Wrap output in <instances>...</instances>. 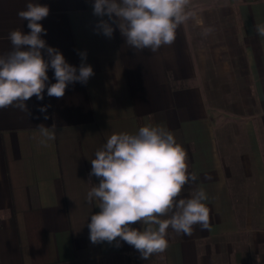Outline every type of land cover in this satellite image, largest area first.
Listing matches in <instances>:
<instances>
[{
  "label": "crops",
  "instance_id": "crops-1",
  "mask_svg": "<svg viewBox=\"0 0 264 264\" xmlns=\"http://www.w3.org/2000/svg\"><path fill=\"white\" fill-rule=\"evenodd\" d=\"M27 2L0 0V54L11 50L9 31L30 32L17 16ZM33 2L50 8L40 21L47 44L77 68V52L86 51L95 75L68 85L63 98L33 96L30 117L0 109V264H83L136 252L90 242L87 224L99 208L85 197L99 183L89 177L95 151L111 134L145 125L165 127L185 149L198 179L181 195L202 187L209 197L210 229H169L165 264H264V37L253 27L264 23V0L195 6L201 25L188 21L156 53L135 52L118 28L111 39L96 34L93 0ZM208 26L214 32L205 37ZM43 105H51L47 120ZM40 124L54 140L40 143Z\"/></svg>",
  "mask_w": 264,
  "mask_h": 264
},
{
  "label": "clouds",
  "instance_id": "clouds-1",
  "mask_svg": "<svg viewBox=\"0 0 264 264\" xmlns=\"http://www.w3.org/2000/svg\"><path fill=\"white\" fill-rule=\"evenodd\" d=\"M190 5L191 0H93L92 14L99 18L94 32L111 39L118 28L135 52L156 53L162 46H171L178 28L188 21L201 25ZM49 14L48 5L33 0L17 13L20 20L27 21L30 32L15 29L8 33L11 50L0 54V109L14 107L30 117L26 102L33 96L43 101L46 92L50 98H63L68 85H86L95 75L86 63V51L77 52L81 59L77 68L42 38L47 30L40 21ZM253 27L257 36L264 37V23ZM212 32V26L202 28L205 37ZM49 68L55 83H49ZM49 107L38 108L46 120ZM37 129L41 144L55 139L52 127L40 124ZM90 163L89 177L99 180L92 183L85 197L87 203L95 202L99 208L87 224L91 243L115 242L119 247L124 242L148 260L166 251L169 229L187 236L195 225L202 231L210 229L205 189L198 188L189 197L181 195L198 177L189 171L185 149L165 127L145 125L134 134L113 133ZM137 224L139 228L134 227Z\"/></svg>",
  "mask_w": 264,
  "mask_h": 264
},
{
  "label": "rangeland",
  "instance_id": "rangeland-1",
  "mask_svg": "<svg viewBox=\"0 0 264 264\" xmlns=\"http://www.w3.org/2000/svg\"><path fill=\"white\" fill-rule=\"evenodd\" d=\"M226 1L227 0H191L190 9L192 10L193 7L195 6H216V5L220 6V4H223V3L225 5ZM141 262L142 264H163L161 253L154 254L148 260L141 259ZM83 264H112V262L109 258L102 257L99 259L86 261Z\"/></svg>",
  "mask_w": 264,
  "mask_h": 264
},
{
  "label": "trees",
  "instance_id": "trees-1",
  "mask_svg": "<svg viewBox=\"0 0 264 264\" xmlns=\"http://www.w3.org/2000/svg\"><path fill=\"white\" fill-rule=\"evenodd\" d=\"M109 258L112 264H142L140 254L136 251L132 254H116ZM163 264H165L164 253H161Z\"/></svg>",
  "mask_w": 264,
  "mask_h": 264
}]
</instances>
